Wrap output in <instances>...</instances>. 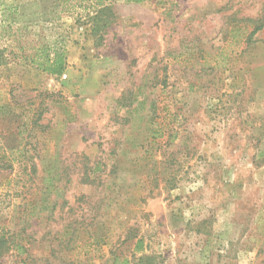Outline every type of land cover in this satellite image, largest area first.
<instances>
[{"label": "rangeland", "instance_id": "374dc122", "mask_svg": "<svg viewBox=\"0 0 264 264\" xmlns=\"http://www.w3.org/2000/svg\"><path fill=\"white\" fill-rule=\"evenodd\" d=\"M259 20L264 0H0V264H264ZM46 44L61 77L25 60Z\"/></svg>", "mask_w": 264, "mask_h": 264}, {"label": "trees", "instance_id": "16d2710c", "mask_svg": "<svg viewBox=\"0 0 264 264\" xmlns=\"http://www.w3.org/2000/svg\"><path fill=\"white\" fill-rule=\"evenodd\" d=\"M128 3H141L143 0H125ZM107 8L103 5L99 6L98 13H102ZM14 12H18V7H13L11 5L5 6L3 13L6 16V20L9 25L13 22L11 19ZM264 30V21L259 20L256 21V27L253 35ZM251 39V36L249 37ZM5 51L0 50V67L4 66L7 62L5 58ZM25 60H27L31 65L35 66L39 71L46 73L50 76L61 77L68 68L67 61V52L64 48L58 46L57 44H46L34 50V52L30 56H26ZM153 136L155 138L162 137L160 132L152 131ZM143 243L142 241L138 242L136 246L137 251H142ZM114 264H131V261L128 259H120V257H115Z\"/></svg>", "mask_w": 264, "mask_h": 264}, {"label": "built area", "instance_id": "2783aa9c", "mask_svg": "<svg viewBox=\"0 0 264 264\" xmlns=\"http://www.w3.org/2000/svg\"><path fill=\"white\" fill-rule=\"evenodd\" d=\"M63 78H66V76H64Z\"/></svg>", "mask_w": 264, "mask_h": 264}]
</instances>
